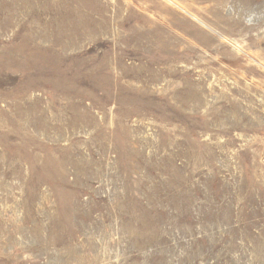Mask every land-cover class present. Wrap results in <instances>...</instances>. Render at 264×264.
<instances>
[{"label":"rangeland","instance_id":"374dc122","mask_svg":"<svg viewBox=\"0 0 264 264\" xmlns=\"http://www.w3.org/2000/svg\"><path fill=\"white\" fill-rule=\"evenodd\" d=\"M0 263L264 264V0H0Z\"/></svg>","mask_w":264,"mask_h":264},{"label":"bare ground","instance_id":"6f19581e","mask_svg":"<svg viewBox=\"0 0 264 264\" xmlns=\"http://www.w3.org/2000/svg\"><path fill=\"white\" fill-rule=\"evenodd\" d=\"M201 1V0H200ZM92 253V252H91ZM1 264V263H0Z\"/></svg>","mask_w":264,"mask_h":264}]
</instances>
